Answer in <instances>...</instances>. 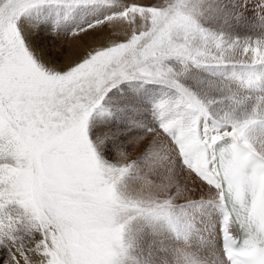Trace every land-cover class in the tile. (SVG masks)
Returning a JSON list of instances; mask_svg holds the SVG:
<instances>
[{"label": "snow or ice", "instance_id": "snow-or-ice-1", "mask_svg": "<svg viewBox=\"0 0 264 264\" xmlns=\"http://www.w3.org/2000/svg\"><path fill=\"white\" fill-rule=\"evenodd\" d=\"M247 11L0 0V264H264V0Z\"/></svg>", "mask_w": 264, "mask_h": 264}, {"label": "rangeland", "instance_id": "rangeland-1", "mask_svg": "<svg viewBox=\"0 0 264 264\" xmlns=\"http://www.w3.org/2000/svg\"><path fill=\"white\" fill-rule=\"evenodd\" d=\"M238 2H240V0H238ZM262 2V0H246V3L248 5V11L246 13L248 19L252 22H257L256 20V9L257 6ZM103 12L100 13V15H102ZM95 17H85V23L89 22L90 19H94ZM106 33H98L97 37H101L103 35H105Z\"/></svg>", "mask_w": 264, "mask_h": 264}]
</instances>
